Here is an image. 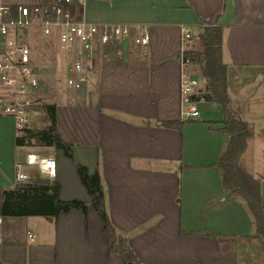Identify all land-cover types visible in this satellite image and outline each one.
<instances>
[{"label": "crops", "instance_id": "0c3cea01", "mask_svg": "<svg viewBox=\"0 0 264 264\" xmlns=\"http://www.w3.org/2000/svg\"><path fill=\"white\" fill-rule=\"evenodd\" d=\"M49 1L0 0V6ZM78 9L94 22L146 25L150 42L100 47L86 86L55 103L57 129L73 157L35 140L18 144L22 133L0 110V214L5 190L46 178L37 164L24 163L28 154L54 158L50 183L59 184L60 198L88 205L55 217L3 215L0 264H124L110 248L79 164L99 173L114 234L140 264H240V247L264 246V236L246 200L224 183L220 160L229 135L220 106L201 98L198 118L181 116L180 26L192 27L190 50L201 48L206 26L223 29L231 106L253 129L239 163L262 191L253 156L264 140V0H84ZM199 69L194 61L193 73L205 78ZM39 120L29 127L49 124L45 116ZM174 121L182 123L164 125ZM20 162L25 181L16 180Z\"/></svg>", "mask_w": 264, "mask_h": 264}, {"label": "built area", "instance_id": "2783aa9c", "mask_svg": "<svg viewBox=\"0 0 264 264\" xmlns=\"http://www.w3.org/2000/svg\"><path fill=\"white\" fill-rule=\"evenodd\" d=\"M84 0H51L43 4H2L0 6V81L8 92L0 95V110L10 115L20 133L35 121L33 113L42 112L41 65L33 54L29 42L32 30L46 38L57 39L65 67V84L76 90L83 89L89 81V71L94 66L98 49L133 40L147 45L150 33L146 25L128 23L94 22L79 16V5ZM181 64L180 101L181 116L196 119L200 116V96L204 92L205 78L193 73L194 60L187 54L193 39L191 25L180 26ZM35 52V51H34ZM26 164H37L46 178L54 180L57 165L54 158H40L36 154L26 156ZM17 163V181H25L28 175ZM0 214V245L3 243ZM29 236L33 234L29 231ZM1 263V262H0Z\"/></svg>", "mask_w": 264, "mask_h": 264}, {"label": "trees", "instance_id": "16d2710c", "mask_svg": "<svg viewBox=\"0 0 264 264\" xmlns=\"http://www.w3.org/2000/svg\"><path fill=\"white\" fill-rule=\"evenodd\" d=\"M223 29L218 25L204 28L201 38V48L188 50L187 54L199 63V70L207 79L205 90L200 96L205 100L216 102L222 112V129L229 135L228 147L220 160L223 179L226 187L237 195L242 196L258 223V232L264 236V203L261 195V185L258 179L246 172L239 164L240 157L247 147V141L253 134L251 125L240 119L236 110L231 106L228 93L227 66L222 57ZM45 111L49 124L45 128L26 127L17 137L18 144H31L35 140L39 144L53 145L64 150L65 154L73 157L72 145L65 141L57 129L56 104L46 103ZM181 121L166 122L164 125H181ZM80 177L92 195V205L104 219L105 230L110 240V248L118 251L124 264H140L125 238L120 237L117 243L114 238V228L108 217L104 189L99 173L90 174L86 166L79 164ZM58 183L42 181L18 182L13 188L3 192L1 214L4 216L47 215L58 216L73 208L87 211L88 205L79 200H62ZM118 245V246H117Z\"/></svg>", "mask_w": 264, "mask_h": 264}, {"label": "rangeland", "instance_id": "374dc122", "mask_svg": "<svg viewBox=\"0 0 264 264\" xmlns=\"http://www.w3.org/2000/svg\"><path fill=\"white\" fill-rule=\"evenodd\" d=\"M29 42L33 44L34 51L33 54L38 59L41 65V77H42V87H41V96L44 103L41 113L35 112L33 116L36 120L40 119L39 122H44V116L47 119V113L45 111L46 103H56L62 99L63 95L73 94L77 92L76 89L69 88L65 84V67L62 58L61 49L58 45L57 39L53 36L52 38H43L38 33L29 35ZM5 86L0 81V93L4 90ZM6 89V88H5ZM47 123H49L47 119ZM43 124V123H42ZM48 125V124H47ZM43 127V126H42ZM256 143V142H255ZM252 144V147H254ZM260 149L256 153L254 152V169L256 175L261 179L262 184V199L264 203V140L261 144H257ZM256 145V148H257ZM249 153V152H248ZM251 153L248 156V159H251ZM249 161H247V164ZM240 164V163H239ZM245 164V166H248ZM242 167V166H241ZM257 167V168H256ZM243 168V167H242ZM247 168V167H246ZM244 169V168H243ZM246 172L251 174L248 170L244 169ZM260 174L261 176L257 175ZM260 182V180H258ZM5 218V217H4ZM247 227V224H246ZM121 236L114 234L117 243ZM118 246V245H117ZM242 255H238L240 264H264V246L263 244L254 246L246 245L245 248L240 247Z\"/></svg>", "mask_w": 264, "mask_h": 264}, {"label": "water", "instance_id": "95a60500", "mask_svg": "<svg viewBox=\"0 0 264 264\" xmlns=\"http://www.w3.org/2000/svg\"><path fill=\"white\" fill-rule=\"evenodd\" d=\"M207 79L205 78L204 81H206ZM39 181L45 182V183H50L51 180L48 178H44V179H40Z\"/></svg>", "mask_w": 264, "mask_h": 264}]
</instances>
